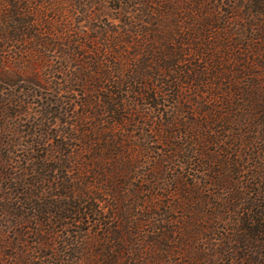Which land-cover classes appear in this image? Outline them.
Instances as JSON below:
<instances>
[{
    "label": "trees",
    "instance_id": "trees-1",
    "mask_svg": "<svg viewBox=\"0 0 264 264\" xmlns=\"http://www.w3.org/2000/svg\"><path fill=\"white\" fill-rule=\"evenodd\" d=\"M44 1L0 0V87L20 89L0 96V113L37 104L42 128H64L29 159L33 181L8 179L27 190L3 211L51 240L67 221L108 220L95 250L104 264H264V0H107L117 22L97 39L74 8ZM65 97L80 106L75 124L61 120ZM26 234L0 244L3 264Z\"/></svg>",
    "mask_w": 264,
    "mask_h": 264
},
{
    "label": "rangeland",
    "instance_id": "rangeland-1",
    "mask_svg": "<svg viewBox=\"0 0 264 264\" xmlns=\"http://www.w3.org/2000/svg\"><path fill=\"white\" fill-rule=\"evenodd\" d=\"M74 1L75 0H46L43 2L42 6L46 7V9H48L47 6L50 5L54 9L60 8L65 10L74 8V12L72 11V16L73 19H75L74 21L76 22L78 28L81 29V31H83L84 33L89 34L90 36L93 35L92 37H95L96 39L97 36H99L94 31L97 29V27L112 29V27H114V23L117 22L116 18L118 17V14L115 10L112 9L115 7V4H111L110 1L77 0V5H75ZM79 4H82V7L85 10L89 11L90 14L83 15V11L79 9ZM76 6H78L77 11L75 10ZM173 8L177 13V2L174 3ZM20 48L23 49L25 47ZM58 55L59 53L57 54V56L52 55V60L54 61L53 65L59 64ZM10 68L15 69L13 65L8 64L6 69ZM21 87L26 88V90L30 89L28 85L24 83L21 85ZM19 90L20 89H11L9 87L1 85L0 96L7 97L11 93H16ZM37 93L39 97L45 99V102L54 101L53 108L55 110L57 109V107L55 106V93H52L51 90L43 89L38 90ZM70 98L73 97L70 96ZM30 99L33 98H29L27 100ZM31 102H35L34 104H36L41 102V100L39 98H35L31 100ZM62 108H64V110L67 111L68 114V116L61 117L62 122L68 121L71 124H75V120L72 117L73 114L77 112V109H80L78 102L77 104H73L65 97ZM16 111V109H13L10 112V117L5 120L1 118L0 113V127L6 129L5 132L7 133L6 135L3 134L2 138L4 144L1 143L3 144V146L0 149V164L2 163V156L4 157V159H6V162H8L6 166H0V170L1 172H3V174L0 175V244L6 246L10 242L14 243L15 241H18L17 237L23 231H26L29 234H26L27 236H24L25 238L21 237L22 241L26 243L24 244L26 245V247L23 244H17V248L19 249H17L18 251H6L8 253H11V256L13 257L17 255L15 257L16 261H14L15 264H23L24 258L27 260L29 259L30 264H104L103 259L97 256L98 251H101V243L99 241V238L104 239V234L110 228L116 227L113 224L108 225L110 224L108 220H106L102 224H99L97 222H94L93 218V220L91 219L85 224H77L78 226L70 227L69 229L61 228V226H63L64 224L69 223V221H67L57 226L56 236L54 235V240H51V232L49 229L46 230V228L48 227L43 226L39 228L29 226L28 228L26 226L21 228L16 219H14L9 213L3 211L2 208L5 205H7L8 207L14 206L19 197H21L19 195H16V193H21L23 192V190H27L26 187H17L15 191L7 190L11 183L8 182V179H12V182H15L17 184H19L18 179H21L23 177L28 178L29 182L33 181L34 177H31L30 172H27V170L31 168L30 166H33L29 162V159L32 158V155L36 156L40 154V151H44L43 147L48 148V150H53L55 147H57L58 140L61 137L59 135L61 132H63L64 128L63 124L59 121H54L51 125L48 124L47 129L42 128L41 125L43 122L41 117L39 116L41 110L38 108L37 104L29 109L25 108V111H27L29 114L27 116L18 117L16 116ZM44 129L46 132H48L49 136L41 138L39 137V135L42 134V131ZM174 142L176 144L181 143V141ZM173 173L174 176H177V168L174 169ZM50 175L52 176V174H49V176ZM241 180H244V178H241ZM174 189L175 187L171 189L172 194H174ZM46 199L49 200V202L56 201V203L58 202L60 203V205H66L64 201L56 198L51 199V197H47ZM18 207L24 208V211L28 213V207H24L20 204L18 205ZM73 219H75V216L73 217ZM103 219L104 218H102V220ZM70 223L72 224L73 222ZM38 232L43 233L40 234ZM78 232H80V234H78ZM37 233L39 235H37ZM75 240L79 241V244H76L73 247L66 246V243H72L73 241L75 242ZM38 243H41V247L37 246ZM79 249H87V255H78L76 252ZM97 249L98 251L96 252L95 250ZM94 251L96 253H94ZM7 259L8 257L1 252L0 264L9 263L10 261Z\"/></svg>",
    "mask_w": 264,
    "mask_h": 264
}]
</instances>
